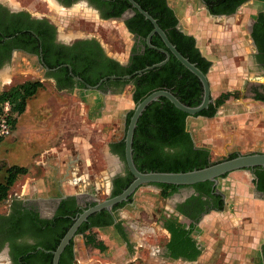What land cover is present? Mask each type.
<instances>
[{
  "label": "rangeland",
  "instance_id": "1",
  "mask_svg": "<svg viewBox=\"0 0 264 264\" xmlns=\"http://www.w3.org/2000/svg\"><path fill=\"white\" fill-rule=\"evenodd\" d=\"M13 1L17 7H28L34 13L53 15L48 10L46 0ZM167 4L175 10L181 31L192 32L198 42L203 40V43L210 44L213 61L223 63L214 68L216 74L209 73V70L207 72L210 97L213 101H220L214 115L211 118L189 116L185 120L193 145L207 150L211 164L225 160L232 154L264 153V103L251 98V92L264 94V71L248 70L251 46L246 35L248 20L264 12V4L247 1L231 15L212 19L207 18L197 0H167ZM82 12L76 10L68 15L59 12L62 14L59 20L63 19L62 23L70 26L66 30L100 40L110 57L125 59L131 39L121 23L112 20L101 22L85 13V9ZM25 60L21 59L22 62ZM28 61L24 70H18L17 63H14L7 74L8 83L4 86V91H7L22 83L36 81L41 84L26 101L23 113L14 117L10 136L0 139V164L26 169V174L16 178L6 200L0 203V212L4 211L9 199L50 197L49 192L31 193L27 190L29 182L25 179L42 173L47 164L41 153L50 145L64 148L69 154V157L49 160L53 168L64 170L65 163L73 162L79 173H85L86 180L75 186L74 192H92L96 201H103L107 192L104 190L105 179L115 166L107 146L123 139L126 114L134 108L130 101L131 88L123 87L119 97L107 99L105 107L98 108L99 103H96L99 101L91 94H84L81 90L59 92L54 89L52 82L43 78L42 71L33 60ZM223 95H227L226 99L220 98ZM1 172L0 180L3 177ZM251 180L247 171L231 172L219 179L218 187L225 194L226 205L223 213H210L199 225L197 239L201 255L192 264H233L232 260H236L234 255L241 247L239 236L243 234V227L248 231L249 227L256 226L259 217L264 219V203L250 195ZM48 184L49 188H53L51 193L66 195L65 191ZM237 200L240 203L245 201V205H237ZM131 203L133 208L124 205L115 214L117 219H121V232L131 243L136 235L133 237L135 231L129 225L134 226L135 230L151 228L153 232L144 241L159 250L166 241V217L163 212L167 210V201L161 199L152 186L143 185L134 191ZM242 214H250L249 219L241 221ZM122 216L130 222L129 225L122 222ZM261 227L264 228V222ZM91 232L96 239L95 232ZM115 232L112 230L113 235L118 237ZM117 243L122 245V250L108 251L106 259L90 246H85L89 256L83 251L82 258L76 257V260L81 264H117L125 256L126 249V245L120 241ZM147 245L138 249L141 260L137 262L164 264L157 257L149 256Z\"/></svg>",
  "mask_w": 264,
  "mask_h": 264
},
{
  "label": "flooded vegetation",
  "instance_id": "2",
  "mask_svg": "<svg viewBox=\"0 0 264 264\" xmlns=\"http://www.w3.org/2000/svg\"><path fill=\"white\" fill-rule=\"evenodd\" d=\"M49 1L46 0L45 3L47 4V7H49L48 10L53 14L52 16L45 13H34L30 11L28 7H17L13 0H0V93L4 92V86L8 83L7 74L13 67L14 63H17L18 70H24L27 68L26 63L30 62L28 60L31 59L33 60V63L36 64L37 68L42 71L43 78L49 80V82H52L54 89H56L55 83H60L64 87L60 90L56 89L59 92L81 90L84 92V94H91L92 98L96 97V99L99 101L96 104L98 105L99 103L98 108H101L104 106L102 103V98L107 95H116L119 93L117 91L119 88L118 85L102 84V82L96 90H89L85 87V85L83 89H79L77 88L76 83H81V81L79 80L78 82L74 79L76 77L71 76V69L68 65L63 64L61 69L67 66V74L72 78L73 82H68L65 72L60 69V66L54 69H47L43 64H52L60 61L64 63L66 61H71L74 63V68L81 69V71H84L86 76L89 78L95 77L97 72L91 69L84 70V64L86 62H88V64H92V68H98L102 65L101 63H103L104 59L108 58L117 62L121 66L126 65L130 56H139L144 54V48L141 43L142 40L145 43V39H142L141 37V32L144 31V28L140 23H138V21H134L136 11H133L132 14H129L128 11L131 10V7H129L127 9H122L117 16H113L118 10L122 8V4L118 0ZM164 1L168 6L167 0ZM197 1L207 16L216 18L217 16L227 17L232 14L211 15L209 14V10L204 2L202 0ZM209 1L211 2L213 0ZM210 6L212 7L214 5L211 4ZM84 9L87 11L85 13H89L91 16H94L96 20L101 22L123 18L121 25L126 34L131 39V45L128 52L126 53L125 59L117 60L113 57H110L107 53H105L101 41L95 37L83 36L78 34V32L65 29L66 27L70 26L63 24V19L61 21L59 20V17L62 15L59 14V12L63 13V15H68L70 13H75L76 10H79L81 13H83L82 10ZM256 17L257 14L251 17L253 23L251 24L249 36L252 42L253 39L251 34ZM176 21L175 29L178 31L176 28L177 24H179L177 18ZM126 22H129V26L134 32H129L125 26ZM181 33L183 32L181 31ZM253 45L254 47H251V51L248 55V70H255L256 72L264 71V62H262L260 52L254 42ZM21 59H26L27 61L25 60L26 62H22ZM205 75L207 76V73ZM253 95L254 92H251V98ZM214 102L215 101L209 104H213ZM134 138L137 143L141 142L142 137L140 134L135 133ZM121 140L116 141L114 145H117ZM192 146L193 148H200L195 147L193 143ZM107 147L108 154H110V156L115 160V166L113 167L110 175L105 179L104 190L107 191L105 199L111 197V192L114 190L116 184L123 182L127 178V169L124 160L119 154L114 153L109 146ZM165 150L166 148H164V151ZM141 158V156L137 157V162L139 165L142 162ZM158 159L160 161L164 158L159 155ZM239 171H247L250 173L252 177L249 188L250 195L254 197V199L264 202V192H261L257 189V186L259 185L264 186V182L259 184L252 170ZM258 173L264 174V169L258 170ZM219 179L222 178L220 177ZM219 179L217 180V183ZM149 186H151V184H149ZM209 187L211 192L208 191L205 193L203 192V189H201L203 191L196 189L194 185L182 186L170 194L169 197L163 199L168 203L167 210L163 212L166 217L164 221L166 241L162 248H159V250L155 249L156 252L153 253L152 257H157L164 264H192L196 262L198 257L201 255V246L197 239V230L199 229V225L203 219L208 216V214L223 213L226 205V197L223 192H220L218 184L213 187L210 183ZM153 188L156 189L155 187ZM156 190L158 191V189ZM48 192L51 194L48 198L30 200L13 198L6 202L4 211L0 212V264H51V260L48 257H43L37 254L40 247L37 243L43 241L49 245L52 244V238H54L56 235V233H54L55 227L52 225L54 222V214L58 210H73V218L75 219L76 216L82 211L92 207L98 202L95 200V198H93L92 192H79V194H77L79 195V198H75L74 195H61L56 192ZM131 197L132 194L125 202H121L124 203L122 206L114 209V205L109 210V212L106 211V213H108L112 219V225L90 228V232L93 229H102L107 227H111L112 230L116 231L115 233H117L119 241L123 243V245H126V249L124 248L125 256L119 262H117V264H139V261L137 262V260H141L138 255V250L135 251L133 249L134 241L132 240L130 243L127 241L125 236V241L122 239L121 234L123 233L121 232L120 228V224H122L120 222L121 219H119V217L117 219L115 216L117 210L121 209L124 205H128L130 208L134 207L131 203ZM41 200L48 201L41 202ZM53 200L57 201L55 202ZM100 211L89 215L82 223L90 224L92 222H100L104 220V217L100 215ZM171 221H174L176 224L180 225L181 229L186 232L185 238L189 239L188 243H183L179 247L174 248V253L177 254V256H171L173 253L167 251L165 247L170 240ZM122 222H124V224H130V222L125 218L122 220ZM116 226L120 228L121 234L115 229ZM129 226L135 231L134 226ZM132 234L134 237V233ZM76 236L82 237V235L75 233L71 239V258H68L65 255L61 256V252L58 258L59 264L78 263L73 253V240ZM93 250L98 254H101V252L105 251L106 249L104 247V250L100 252L96 249ZM44 253L48 254L47 252ZM135 255L136 257H134ZM234 258H236V260L233 259L232 263L239 264V259L237 256ZM255 259L256 257L252 255L251 260L255 262ZM259 262V264H263L264 262L263 249L262 255L259 258Z\"/></svg>",
  "mask_w": 264,
  "mask_h": 264
},
{
  "label": "trees",
  "instance_id": "3",
  "mask_svg": "<svg viewBox=\"0 0 264 264\" xmlns=\"http://www.w3.org/2000/svg\"><path fill=\"white\" fill-rule=\"evenodd\" d=\"M122 4V8L117 11L113 16H117L122 9H127L130 5L125 0H118ZM135 2L141 10L146 12L152 19L156 21L157 26L164 32L167 39L174 46L175 50L185 58L189 63L194 64L195 67L206 74L210 67V62L203 58L195 47V41L192 36L181 33L175 29L176 18L174 11L169 8L164 0H132ZM209 10L211 15L219 14H231L234 13L236 8L242 3L249 0H202ZM261 4H264V0H250ZM213 4L214 6H210ZM143 26L144 31L141 32L142 39H145L146 35L151 31L152 27L148 21L143 20L138 13L135 12L134 21ZM125 26L130 33L134 32L130 28L129 22L125 23ZM254 44L258 48L264 62V12L257 14L255 24L251 34ZM144 48L143 55H132L128 59V63L124 66L119 65L112 59L105 58L102 65L98 68H92V64L86 62L84 64V70L91 69L96 73L95 77L89 78L84 71L79 68H74L71 61L57 62V63H44L43 65L47 69H54L63 64L68 65L71 69V76L78 78L81 83H76L77 88L83 89L84 85L94 86L96 83L105 77L114 76L121 77L125 75H132L134 72L141 70L147 66L156 64L164 59V55L158 51V49L165 50L160 38L157 35H152L149 39V44L154 49L146 47L142 40ZM65 72L68 82H73L72 78L67 74V66L61 69ZM102 84L118 85V92L124 86H130V98L134 105L139 103L146 96L155 91H168L171 93L181 104L194 107L201 101L202 89L199 81L186 69H184L171 55L169 60L161 67L142 73L141 75L131 76L127 81H121L119 79L109 80L107 79ZM41 87L39 82H27L22 83L16 87L10 88L7 91L0 93V102L9 101L12 105V118L9 120V125L12 130L13 120L15 116L21 115L24 111L26 101L34 95L36 90ZM64 86L60 83H55L57 90L62 89ZM227 95L220 96L221 99H226ZM254 100H258L264 103V95L255 93L252 97ZM220 101H215L213 104H209L207 109L202 110L195 117L210 118L214 115L217 106ZM132 111L126 114L125 128L128 124V120ZM188 115L175 109L165 98H158L156 101L151 102L145 107L140 116L138 117L131 142V158L137 171L146 172H170V173H183L192 170H198L207 167L211 163L208 159V152L204 148H193L191 138L186 129V118ZM135 133L140 134L141 142L135 141ZM114 153L119 154L123 158V139L117 145H109ZM164 148L166 150L164 151ZM159 155L164 159H158ZM141 156V163L137 162V157ZM236 155L232 154L227 159L234 158ZM260 168H254L252 171L259 184L264 182V174L258 173ZM2 171V172H1ZM0 172L3 174L0 180V203L6 200L8 191L14 184L16 178L20 175L26 174V169L19 166H5L0 164ZM127 178L116 184L114 190L111 192V197L118 195L124 190L132 180V176L126 172ZM225 177V176H223ZM221 177V178H223ZM158 189V195L161 199H165L182 186H173L165 184L151 185ZM210 183L203 182L194 185L196 189H203L201 191L207 193L210 190ZM257 189L264 192V186H257ZM221 203V202H220ZM124 203L115 205L113 208H118ZM104 220L100 222H92L90 224L82 223L76 231V234L82 235L84 239V245L90 246L93 249L100 251L104 250V246L98 240H96L93 234L90 232L91 227H105L112 225V219L106 213V211H100ZM74 211H62L58 210L54 214L53 226L55 227V237L52 238V244L46 242L37 243L39 251L37 254L48 257L51 260V254L49 252L54 251L58 245L60 239L70 227L73 222ZM91 217V216H90ZM89 217V218H90ZM170 240L165 246L167 251L173 253L171 256H177L174 253V248L179 247L183 243H188L189 239L185 238L186 232L181 229V226L174 221L170 222ZM115 229L120 233L118 226ZM121 234V233H120ZM122 239L125 241V237L121 234ZM72 241L63 249L61 256L65 255L71 258L72 254ZM47 252L48 254H45ZM60 256V257H61ZM195 257V256H194ZM193 257V258H194ZM59 264V261H58Z\"/></svg>",
  "mask_w": 264,
  "mask_h": 264
},
{
  "label": "water",
  "instance_id": "4",
  "mask_svg": "<svg viewBox=\"0 0 264 264\" xmlns=\"http://www.w3.org/2000/svg\"><path fill=\"white\" fill-rule=\"evenodd\" d=\"M131 10L128 11L129 14H132L133 11H136L140 14L144 20L148 21L152 27L151 31L147 34L145 38V44L148 48L154 49L149 44V39L152 35H157L165 50L158 49L163 55L164 59L156 64L151 66H147L141 70L134 72L132 75H125L121 77H114L109 76L100 79L96 85L90 87L85 85V87L89 90H96L99 85L109 80L119 79L121 81H127L131 78V76L141 75L144 72L159 68L163 66L168 60L170 55L189 73H191L200 83L202 94H201V101L198 105L194 107H188L181 104L171 93L168 91H155L146 96L142 99L139 103L134 105L132 109L131 116L128 120V124L125 128L124 136H123V158L126 169L128 173L132 176L131 182L128 186L122 190L118 195L113 197L107 198L103 201L97 202L90 208L82 211L80 214L76 216L73 220L70 227L64 233L62 238L60 239L58 245L56 246L54 251L49 252L51 254V264H57L59 255L63 251V249L68 245L70 240L75 235L77 228L80 226L82 222L86 220V218L100 210H105L109 212L112 206L119 204L121 202H125L127 198L134 193V191L140 187L141 185H156V184H165V185H173V186H192L195 184L209 182L214 187L217 184V180L225 176L231 172L239 171V170H252L254 168L264 169V153H252V154H245V155H236L234 158L225 159L220 162L212 163L207 167L192 170L189 172L183 173H170V172H146L142 173L136 170L132 158H131V142H132V134L136 124V121L142 111L145 109L147 105L151 102L156 101L158 98L162 97L165 98L175 109L178 111L188 115L194 116L201 112L202 110L207 108L209 103H212L213 100L210 97L209 93V84L206 79V75L199 71L194 64L189 63L185 58H183L174 48V46L170 43L167 39L164 32L157 26L156 21L152 19L146 12L140 9V7L133 2L132 0H126ZM216 18H225V16H217ZM123 18L121 19H113L112 21H117L122 23ZM253 23L252 19L248 20L246 25V35L248 39V43L251 47H254L253 42L249 36L251 31V24ZM176 28L179 32H181L180 25L177 24ZM76 81L79 82L78 78H74ZM217 193V192H216ZM65 197V196H63ZM75 198H79V195H74ZM48 201V200H41V202ZM57 201V200H53ZM263 252H264V231H263ZM264 264V262H263Z\"/></svg>",
  "mask_w": 264,
  "mask_h": 264
},
{
  "label": "crops",
  "instance_id": "5",
  "mask_svg": "<svg viewBox=\"0 0 264 264\" xmlns=\"http://www.w3.org/2000/svg\"><path fill=\"white\" fill-rule=\"evenodd\" d=\"M168 6H169V8L172 9V7L169 4H168ZM172 10L175 11L174 9H172ZM176 15L177 14H175V16ZM207 18L212 19L213 17L207 16ZM183 33L186 35L192 36L196 40V37H195V35H193L192 32H183ZM195 47L197 48L200 55L203 58H205L208 62H210L209 73H211V74L215 73L216 74L217 72H216V69H214V68L217 67V64L219 65L221 62L216 63L215 61H213V58H211L212 47L210 46V44H207L206 42L203 43V40H202L201 42L197 41L195 44ZM221 65H223V63H221ZM206 79L208 81L207 76H206ZM208 84H209V81H208ZM119 93L116 95H107L104 98H102V103L104 104L103 107H105V103H106L107 99L112 98L113 96L117 98L120 95ZM130 101H131V98H130ZM127 109H128V107H127ZM41 156H42V158L44 157V160H45L47 165L44 167L42 173L38 174L37 177L32 178L31 176H27L25 178L27 180V182H29V184H27V188H29V189H27V190H30L31 193L40 192V193L44 194V193H47L48 191L53 189V188H49L48 183H50L51 185L54 186V188L58 187L63 192L65 191L66 195H70V196L77 195V193L74 192L73 188L75 186L81 185V182H84L86 180L85 173H79V171H77L76 164L74 165L73 162L65 163L66 166L64 167V170H62V168H60V167L59 168L58 167L53 168L48 163L49 160H59V159L64 158V157H69L68 151L64 148L58 149L55 145H50V146H47L46 149H44L42 151ZM71 186H72V188H71ZM249 188H250V186H249ZM77 190L79 191V189H77ZM219 190H220V192H222L221 189H219ZM260 202H262V201H260ZM236 203H237V205H239V204L245 205V201L240 203V201L237 200ZM244 210H246V209L244 208ZM241 217H242L241 221H244L245 219H249L250 214H247V215L242 214ZM259 218H260V220L256 223L255 227H253V228L247 227L248 231H246V227H243L244 236L241 237L243 234H240L241 236H239V240L241 238V247L238 248V254L234 255V257L237 256V258L239 259V264H259L260 263L259 258L262 255L263 231H264V228L262 229L261 225H263L264 219L262 217H259ZM247 223H250V220H247ZM91 231L95 232L96 239L98 241H100L106 249L105 251L101 252V255H103V259H106V257L109 256L107 253L108 251H110L112 249L120 250L122 248V245H118L117 241H119V238L113 235L111 227L102 228V229H93ZM83 251H85L87 253V255L89 256V254L85 248L83 238L80 236H76L73 240V253H74L75 259H76V257L81 259ZM94 252H96V251H94ZM252 255H254L256 257L255 262H253L251 260ZM100 257H102V256H100ZM117 259H118V257H117ZM79 263L80 262L78 261V264Z\"/></svg>",
  "mask_w": 264,
  "mask_h": 264
},
{
  "label": "built area",
  "instance_id": "6",
  "mask_svg": "<svg viewBox=\"0 0 264 264\" xmlns=\"http://www.w3.org/2000/svg\"><path fill=\"white\" fill-rule=\"evenodd\" d=\"M12 105L9 101H2L0 102V139L6 138L8 136H10L11 134V128L9 125V120L10 118H12ZM125 217L122 216V219H124ZM153 230L151 228H138V230H135L134 235H136V238L134 240V247L133 249L135 251H137L139 248L144 247L146 244V242L144 241L145 237L150 235V233H152ZM148 247V254H150V256L153 255V253H155V249L154 246H149ZM136 257V255L134 256ZM133 257V259H134Z\"/></svg>",
  "mask_w": 264,
  "mask_h": 264
},
{
  "label": "bare ground",
  "instance_id": "7",
  "mask_svg": "<svg viewBox=\"0 0 264 264\" xmlns=\"http://www.w3.org/2000/svg\"><path fill=\"white\" fill-rule=\"evenodd\" d=\"M75 9V8H74ZM78 11V10H77ZM75 12V11H74Z\"/></svg>",
  "mask_w": 264,
  "mask_h": 264
}]
</instances>
